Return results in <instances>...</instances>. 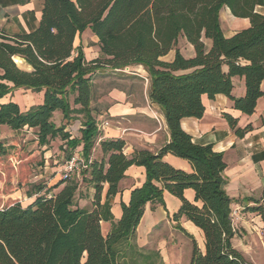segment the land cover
<instances>
[{
  "label": "trees",
  "instance_id": "16d2710c",
  "mask_svg": "<svg viewBox=\"0 0 264 264\" xmlns=\"http://www.w3.org/2000/svg\"><path fill=\"white\" fill-rule=\"evenodd\" d=\"M263 5L264 0H44L34 30L0 32V99L19 88L43 90L41 102L24 110L11 99L0 102V128L7 126L19 134L17 139H22L24 129H32L39 146L59 137L69 150L67 158L81 145L89 159L96 134L91 76L100 68L130 65L146 70L148 97L162 109L170 134L157 152L138 149L130 156L123 152V139L100 140L102 156L90 158L80 173V180L93 189L90 208L78 206L81 190L73 175L62 176L44 193L40 187L28 193L35 197L26 205L16 200L0 207V264H164L158 251L145 252L135 242L146 203L164 205V192L180 200L172 219L184 217L203 233L202 251L176 226L192 241L188 264H251L232 244L233 199L224 188L223 154L212 144L194 143L180 121L201 118L203 97L218 94L227 96L241 113L254 112L263 95L264 13L256 10ZM224 6L234 17L248 18L249 26L225 36L219 20ZM86 28L99 46V56L89 61L81 46L73 45ZM179 37L192 45L193 56L185 57L176 47ZM171 50L173 59L162 60ZM19 57L30 70L18 67ZM235 76L244 79L243 96L231 94ZM56 110L64 123H54ZM223 117L239 137L250 129L238 127L229 113ZM76 119L83 127L80 136H71L65 128ZM6 140L0 137V160L8 155ZM167 153L186 159L191 171L171 166L163 159ZM131 165L144 167L145 180L130 191L127 203H120L121 215L114 219L111 201ZM186 189L194 191L192 201L184 196ZM83 196L90 198L86 191L79 192ZM248 209L264 218L261 204ZM102 221L110 223L105 235Z\"/></svg>",
  "mask_w": 264,
  "mask_h": 264
},
{
  "label": "crops",
  "instance_id": "0c3cea01",
  "mask_svg": "<svg viewBox=\"0 0 264 264\" xmlns=\"http://www.w3.org/2000/svg\"><path fill=\"white\" fill-rule=\"evenodd\" d=\"M43 6L44 0H0V32L7 35H16L34 30L39 25ZM256 10L264 13V5L256 7ZM219 20L225 36H230L236 31L249 26L248 18L234 17L225 6L219 11ZM225 30H228V33H225ZM185 43L183 47L178 46V49L185 57L193 56L194 49L192 45ZM73 45L74 47L81 46L84 58L87 61L99 56L98 38L89 28L75 36ZM173 57L174 50H171L161 59L171 61ZM21 60L14 61L17 62L18 67H20V64L23 65V67H20L21 69L30 70V66L23 59ZM105 69L100 68L93 75H101V72ZM232 83L231 94L234 97L243 96L245 92L244 79L235 76L232 78ZM260 88L263 95L257 99L254 112L250 115L234 109L232 101L227 96L218 94L213 99L203 97L205 109L201 118L184 117L181 119L180 125L191 136L194 143L212 144L214 150L222 152L226 165L223 171L226 179L224 188L226 193L233 199L232 208L246 209L244 215H242L243 218L237 223V229L242 228V230L250 233L255 231V234L257 233L261 237V235L264 236V218H261L257 212L248 209L261 204L264 210V79L260 84ZM23 89L19 88L18 90ZM28 91L32 90L28 89ZM131 92L116 88L108 91L106 95L107 105L104 109L106 117L96 122L95 143L87 157L94 159L102 156L99 141L103 139H123L125 143L123 152L127 156L138 149L157 152L169 141L170 134L162 109L150 101L148 94L143 97L142 95H132ZM42 96L43 90L37 94V103L41 102ZM30 97L32 98V95L28 98ZM1 101H6L5 97L0 99ZM224 112L237 119L238 127L243 128L249 125L250 129L242 137L237 136L223 117ZM78 122L80 124L78 129L80 130L83 126L81 121ZM104 122L108 124L103 125ZM70 127L71 124H68L65 129L69 131ZM81 148L82 146L77 151L83 155ZM163 159L175 168L187 172L191 171L190 163L186 159L170 153L165 154ZM75 177H80V174H75ZM144 180V167L131 165L126 169L124 177L118 183L119 191L111 201V212L114 219H118L121 215L120 203H127L130 191L140 186ZM105 189L106 185L104 191ZM92 193L88 192L90 201ZM184 196L192 201L194 191L186 189ZM77 199L78 206L90 208L91 205H81L83 199L79 197V192L76 196ZM163 199L164 205L146 203L143 215L136 227L135 242L141 249L149 248L152 247L153 238L155 250H159L164 255L166 263L173 264V261L182 258V244L188 247L186 251L189 254L192 246L191 239L176 227L177 224L195 239L197 246L202 251L204 249V237L202 231L184 217H181L178 221L172 219V214L180 205L178 198L164 192ZM256 200H258V203H256ZM109 228V222H101L103 235L108 232ZM167 228L171 234L175 233L178 238V241L172 243L179 251L178 256L175 255V259L167 256V248L164 251L165 240H163V243L158 241L161 235L160 231ZM235 236L236 232L233 239Z\"/></svg>",
  "mask_w": 264,
  "mask_h": 264
},
{
  "label": "rangeland",
  "instance_id": "374dc122",
  "mask_svg": "<svg viewBox=\"0 0 264 264\" xmlns=\"http://www.w3.org/2000/svg\"><path fill=\"white\" fill-rule=\"evenodd\" d=\"M225 33H228V30H225ZM185 42L186 40L183 37H179L176 47H183L186 44ZM19 66L23 67L22 64ZM90 84L92 86L90 108L97 122V120L106 117L104 115V109L107 105L106 95L110 89H124L127 92L132 91V95H142L144 97L145 94H148L149 77L141 65H130L122 69L106 68L101 72V75H92ZM25 90L16 89L11 94H8L5 100L11 99L15 101L22 110L28 108L30 105L36 104L38 92L28 91V89L27 91ZM30 95H32V98L30 97L31 99L28 98ZM59 114L60 112L57 110L53 113V121L56 125L65 122ZM78 121H81V119H76L69 123L71 127L68 132L71 136H80L78 129L80 124ZM22 134V139L19 137L17 139L16 136H19V134L11 131L7 126L4 125L0 128V137L8 138L5 142L8 148L7 158L0 160V207L9 205L16 200L26 205L35 197V195L29 197L28 193L36 192L39 187L42 188L40 194L46 192L49 187L62 178L64 161L69 155V150L65 148L64 141L59 137L51 140L47 146H39L32 129H24ZM80 147L81 145L77 146L72 154L79 153L77 150ZM19 148L20 150L18 151ZM17 156H20V158H16ZM73 177H75V174ZM78 183L79 189L81 190L78 192H81V194L84 195L85 191L87 193L93 192V189L87 182L80 180V177H78ZM58 189H51L50 192H57ZM82 199L81 205H91L90 199L86 198V196H83ZM245 211L246 209L239 208V217L233 216L236 236L232 244L251 264H264V236L261 235V238L260 235L255 234V231L250 233L242 230V228L240 230L237 229V223L243 218L242 215H244L243 213ZM160 234L158 241L163 243V240H165L164 251L167 248V256L175 259V255L178 256L179 254L177 248L172 245V243L178 241L176 234H171L168 228L162 229ZM152 240V247L143 248L142 250L145 252L158 251L163 263L169 264L164 261V255L159 250H155L154 239L152 238ZM182 245V258L173 261V264L189 263L191 252L189 254L186 251L188 247L184 244Z\"/></svg>",
  "mask_w": 264,
  "mask_h": 264
},
{
  "label": "built area",
  "instance_id": "2783aa9c",
  "mask_svg": "<svg viewBox=\"0 0 264 264\" xmlns=\"http://www.w3.org/2000/svg\"><path fill=\"white\" fill-rule=\"evenodd\" d=\"M107 122H104L103 125H107ZM89 159H86L81 153H73L69 158L64 161L63 165V174L65 177L67 175L80 174L81 171L87 167ZM239 217V207L232 208L231 216Z\"/></svg>",
  "mask_w": 264,
  "mask_h": 264
}]
</instances>
